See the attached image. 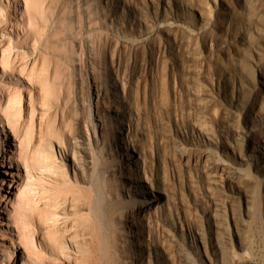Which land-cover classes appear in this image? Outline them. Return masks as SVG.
Here are the masks:
<instances>
[{"label":"bare ground","instance_id":"bare-ground-1","mask_svg":"<svg viewBox=\"0 0 264 264\" xmlns=\"http://www.w3.org/2000/svg\"><path fill=\"white\" fill-rule=\"evenodd\" d=\"M76 1L91 110L82 135L65 132L47 98L62 64L56 4L0 0V264H96L107 240L120 264H264L250 235L259 221L264 230V0H214L194 13L176 0ZM210 42L236 54L235 96L222 85L215 109L199 88L193 131H177L185 142L166 130L147 141L136 82L155 71L161 87L179 51L197 60ZM70 153L93 160L69 176ZM176 162L197 167L212 208L191 210L175 194ZM186 184L191 196L196 184Z\"/></svg>","mask_w":264,"mask_h":264},{"label":"rangeland","instance_id":"rangeland-1","mask_svg":"<svg viewBox=\"0 0 264 264\" xmlns=\"http://www.w3.org/2000/svg\"><path fill=\"white\" fill-rule=\"evenodd\" d=\"M52 1H54L53 3L56 4L55 18H57L59 22L61 20L59 26H62V34H60L61 39L57 44V52L59 51L58 53L61 57L60 62L62 64L59 63L60 67L58 66L59 78H57V81L55 83V88L53 91L54 95L48 94L50 97L48 96L47 98H49L48 100L50 103L57 104L59 106L58 112H61L60 114L61 117L63 116V119L66 116V118L64 119L67 121H65V123H67L65 132L66 130L71 131L73 128L75 134L80 135L81 133L82 135V133L84 132L82 122L84 121V119H87V117L90 116L89 114H91L90 106L88 103L89 83L87 82L88 79L86 78L87 63L85 62L86 56L83 51L84 43L82 42L85 36V31L83 34L84 27L81 23L82 20L79 18L80 16L78 17L76 15V7L78 6V2L76 0ZM136 1L145 7V5L150 0ZM164 1L167 3L171 2V0ZM213 1L214 0H176L177 3H175L183 11L194 13V10L197 9L202 3L213 6ZM68 4L70 5V7ZM103 26L104 22L102 21L99 26L101 27V29L98 31L105 32L106 25L104 27ZM251 35L252 42L254 44L257 43L258 35L253 30L251 31ZM176 59V63L173 66L168 67L169 69L164 68L165 72L163 70L161 87L160 81L158 80L159 77H157V73H155V71V74L153 73L152 75L153 77L151 76V78H149L148 80H142L141 83L136 82L137 85L135 84L138 100L141 104V108L144 114V120L141 130L144 133L147 141H149L153 135H161L166 130L168 133L177 135L179 139L185 142L184 137L180 136L177 131L181 129L187 130L189 131V133L193 131L194 127L192 126V123H194V116L196 114V111L198 110L197 96L199 88L205 91H209L216 97L215 100L218 101L215 102L214 105H212V107L214 106L215 109L217 108V105H220L219 103L221 101L219 100H222L217 94L218 88L226 86L230 88V97L235 96L234 88L231 87L234 81L233 78H235L236 74V69L234 67L236 54L232 50L228 49L225 52H221L216 48L213 42H210L207 45V48L203 50L199 59L194 60L189 54L183 51H179L176 54ZM249 71L253 73L251 69H249ZM225 76L227 77V82L222 83L221 81ZM18 84L23 85L21 82H19ZM94 89L95 88L92 87L91 92L94 93ZM34 91L37 93H35ZM33 93L35 94V96L40 97L38 95L36 87L32 88V94ZM34 94L32 95V99L43 100L42 98L35 97ZM22 95L24 102H26V100H28L27 91ZM202 96L203 95H201V97ZM96 98V95L93 94L92 99L96 100ZM215 111L216 110H214V112ZM207 121L214 129H217V127L221 128V126L219 125L222 123V121H218L215 114H213L212 117H208ZM76 130L77 132H75ZM67 134L69 135L70 133L67 132ZM224 135L225 138L223 137V140L229 138V136L225 134V132ZM69 146H71V144H68V147ZM57 147V144H55L54 148L56 149ZM74 149L79 152L78 148ZM80 155L81 159L83 157L84 161H87V163L89 159H92L93 156V154ZM73 156L70 153L67 159H64L65 161H63L69 176L74 175V171L75 173L80 171L79 169L84 162L83 159L81 160L80 158H77V155L75 158H72ZM73 159L76 163H74ZM76 159H80V161L77 163L78 160ZM178 163L179 162H176V164L178 165L177 172H180L179 174L180 176L184 177V180L183 182L179 181L180 183L175 185V194H178V196L181 198L183 196L184 199L189 201L188 203L189 205H191L189 209L191 207L193 208L196 205L194 208L197 207L198 211L201 213L203 210L206 211L210 207L212 208V205L209 202L210 200L205 197L203 192L204 188L207 186L206 179L200 173H198L197 167L189 164ZM76 164L80 165L78 166ZM164 166V170L168 169V165ZM8 179L9 178H7V180ZM191 180L195 182L196 186L194 188L197 189L196 192L194 194L192 193V195L190 196L188 192L189 188L191 189V186H188L186 182H191ZM7 186L8 184H4L0 189V193L4 192V190L6 191L8 188ZM223 189L226 192H231L228 187H224ZM235 194L237 196V193ZM192 208L191 210H193ZM252 234L255 236H253ZM250 235L254 239V249L256 254L260 258H262V253H264V230L261 228L260 221L258 222L257 227L250 231ZM235 248L239 250L238 246L236 245ZM102 252L105 253V257L103 260H96V264H120L116 259V254L113 251L111 243L108 240L105 241V244H103Z\"/></svg>","mask_w":264,"mask_h":264}]
</instances>
